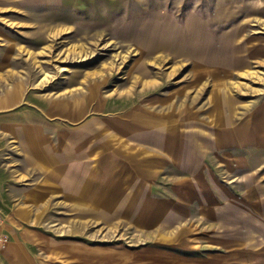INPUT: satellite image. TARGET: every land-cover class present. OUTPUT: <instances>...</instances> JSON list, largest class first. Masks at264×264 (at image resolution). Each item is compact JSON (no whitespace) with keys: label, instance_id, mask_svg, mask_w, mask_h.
Returning <instances> with one entry per match:
<instances>
[{"label":"rangeland","instance_id":"obj_1","mask_svg":"<svg viewBox=\"0 0 264 264\" xmlns=\"http://www.w3.org/2000/svg\"><path fill=\"white\" fill-rule=\"evenodd\" d=\"M10 87L80 112L87 211L34 219L73 224L54 264H264V0H0Z\"/></svg>","mask_w":264,"mask_h":264},{"label":"crops","instance_id":"obj_2","mask_svg":"<svg viewBox=\"0 0 264 264\" xmlns=\"http://www.w3.org/2000/svg\"><path fill=\"white\" fill-rule=\"evenodd\" d=\"M21 95L15 87L0 91V211L10 235L8 246L0 250V264H38L34 254L41 247L50 249L54 264L55 258L70 259L68 247L74 243L66 236H74L73 224H66L61 234L62 227L58 231L49 220L47 237L34 219L43 204L54 210L61 199L72 198L74 208L69 205V212L87 211L83 137L80 128L67 125L66 119L75 120L80 112L73 106L65 110L63 101L54 98L50 104L56 110L29 114L18 109L26 99ZM79 224L75 232L83 229ZM84 230L87 233L86 223Z\"/></svg>","mask_w":264,"mask_h":264},{"label":"built area","instance_id":"obj_3","mask_svg":"<svg viewBox=\"0 0 264 264\" xmlns=\"http://www.w3.org/2000/svg\"><path fill=\"white\" fill-rule=\"evenodd\" d=\"M4 221V215L2 211H0V250L6 248L10 242V235L6 231Z\"/></svg>","mask_w":264,"mask_h":264}]
</instances>
